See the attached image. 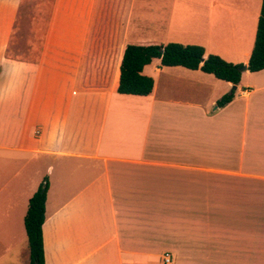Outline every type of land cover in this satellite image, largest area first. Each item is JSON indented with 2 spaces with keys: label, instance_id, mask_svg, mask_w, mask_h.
Instances as JSON below:
<instances>
[{
  "label": "crops",
  "instance_id": "crops-1",
  "mask_svg": "<svg viewBox=\"0 0 264 264\" xmlns=\"http://www.w3.org/2000/svg\"><path fill=\"white\" fill-rule=\"evenodd\" d=\"M262 3L0 0V264H30L45 177L46 264H264V69L234 84L158 59L149 95L118 91L129 43L248 67Z\"/></svg>",
  "mask_w": 264,
  "mask_h": 264
},
{
  "label": "trees",
  "instance_id": "trees-1",
  "mask_svg": "<svg viewBox=\"0 0 264 264\" xmlns=\"http://www.w3.org/2000/svg\"><path fill=\"white\" fill-rule=\"evenodd\" d=\"M161 60V66H184L201 69L217 78L239 84L243 74V63L228 62L219 55L205 57V47L198 44L169 42L167 44L129 43L124 51L118 91L125 94L149 95L154 88L155 79L144 73L147 66ZM264 69V0L259 16L254 48L248 70L255 72ZM234 92L226 94L219 101L224 106L234 98ZM49 179L45 177L29 200L25 226L30 248V264H46L43 225L46 220V201Z\"/></svg>",
  "mask_w": 264,
  "mask_h": 264
},
{
  "label": "rangeland",
  "instance_id": "rangeland-1",
  "mask_svg": "<svg viewBox=\"0 0 264 264\" xmlns=\"http://www.w3.org/2000/svg\"><path fill=\"white\" fill-rule=\"evenodd\" d=\"M45 1L48 2L47 7L50 8V3L52 2V0H45ZM130 1L141 2L143 0H113L114 3L119 4L120 10L123 9L126 6V3H129ZM29 9L30 8H27L26 10H29ZM48 13H49V10H48ZM115 14H116V12H115ZM28 15L29 16L31 15V11L28 13ZM101 18H103V19L101 20ZM101 18H99L97 20V24L95 27V39L96 40L93 41V47H95V43H99V40H97V38H100L101 34H103L104 37L106 34H111V35H113V38H114L115 37L114 34H117V32L121 26L122 18L117 16V15L113 16L112 18H110V17H107V18L101 17ZM112 43L116 44V42H112ZM101 49H102V45H101ZM208 176H210V174L205 175V177H208ZM201 204L205 209L211 208V201L205 200V201L201 202ZM166 253H168V252H165V254Z\"/></svg>",
  "mask_w": 264,
  "mask_h": 264
},
{
  "label": "built area",
  "instance_id": "built-area-1",
  "mask_svg": "<svg viewBox=\"0 0 264 264\" xmlns=\"http://www.w3.org/2000/svg\"><path fill=\"white\" fill-rule=\"evenodd\" d=\"M163 263L164 264H173V257L171 256L170 253H166L163 255Z\"/></svg>",
  "mask_w": 264,
  "mask_h": 264
},
{
  "label": "water",
  "instance_id": "water-1",
  "mask_svg": "<svg viewBox=\"0 0 264 264\" xmlns=\"http://www.w3.org/2000/svg\"><path fill=\"white\" fill-rule=\"evenodd\" d=\"M248 67H247V65H244L243 66V70H246Z\"/></svg>",
  "mask_w": 264,
  "mask_h": 264
}]
</instances>
